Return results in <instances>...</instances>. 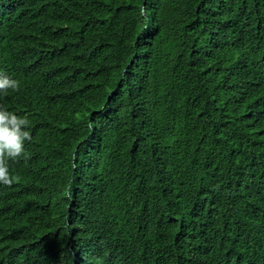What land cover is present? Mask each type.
Instances as JSON below:
<instances>
[{
  "label": "trees",
  "instance_id": "trees-1",
  "mask_svg": "<svg viewBox=\"0 0 264 264\" xmlns=\"http://www.w3.org/2000/svg\"><path fill=\"white\" fill-rule=\"evenodd\" d=\"M0 75V264H264V0H0Z\"/></svg>",
  "mask_w": 264,
  "mask_h": 264
},
{
  "label": "clouds",
  "instance_id": "clouds-1",
  "mask_svg": "<svg viewBox=\"0 0 264 264\" xmlns=\"http://www.w3.org/2000/svg\"><path fill=\"white\" fill-rule=\"evenodd\" d=\"M143 11V10H142ZM20 82L6 75H0V93L15 92ZM30 120L0 107V185L11 187L19 177L10 171L9 162L27 160L25 142L31 141Z\"/></svg>",
  "mask_w": 264,
  "mask_h": 264
}]
</instances>
